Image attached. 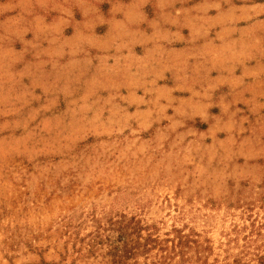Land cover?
Segmentation results:
<instances>
[{
	"label": "rangeland",
	"instance_id": "374dc122",
	"mask_svg": "<svg viewBox=\"0 0 264 264\" xmlns=\"http://www.w3.org/2000/svg\"><path fill=\"white\" fill-rule=\"evenodd\" d=\"M0 264H264V0H0Z\"/></svg>",
	"mask_w": 264,
	"mask_h": 264
}]
</instances>
